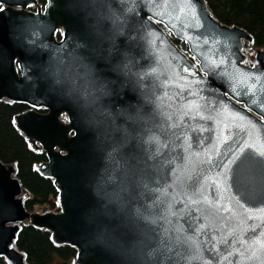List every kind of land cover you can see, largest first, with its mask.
<instances>
[{
  "label": "water",
  "instance_id": "water-1",
  "mask_svg": "<svg viewBox=\"0 0 264 264\" xmlns=\"http://www.w3.org/2000/svg\"><path fill=\"white\" fill-rule=\"evenodd\" d=\"M43 1L0 0V101L27 106L12 123L44 154L33 169L57 210L28 211L0 161V257L27 264L15 239L30 225L70 264H264L251 34L205 0ZM233 154L252 160L225 168Z\"/></svg>",
  "mask_w": 264,
  "mask_h": 264
},
{
  "label": "trees",
  "instance_id": "trees-1",
  "mask_svg": "<svg viewBox=\"0 0 264 264\" xmlns=\"http://www.w3.org/2000/svg\"><path fill=\"white\" fill-rule=\"evenodd\" d=\"M205 1L221 23L244 28L252 36L253 48L264 49V0ZM23 108L19 103L0 101V161L15 165V175L26 192L23 203L28 211H55L56 191L50 179L33 169L34 164L44 160V154L30 148L12 123V115ZM15 246L27 264H70L74 256L73 248L54 246L48 232L30 225H21ZM0 264L7 263L0 257Z\"/></svg>",
  "mask_w": 264,
  "mask_h": 264
},
{
  "label": "snow or ice",
  "instance_id": "snow-or-ice-1",
  "mask_svg": "<svg viewBox=\"0 0 264 264\" xmlns=\"http://www.w3.org/2000/svg\"><path fill=\"white\" fill-rule=\"evenodd\" d=\"M0 11H3V8H0ZM245 147H250V145H247L245 144ZM243 150H241L242 152ZM259 155L261 157H264V151H260L259 152ZM249 160H252V157L248 156V155H244V158L241 159V156L240 155H236V154H233V157L227 162V164L224 166L225 168H228L229 166L231 165H235L236 166V171H238L240 169V167L245 163V161H249ZM255 164L262 170H264V160H256L255 161ZM235 173H234V179H235ZM193 203H198L197 201H193ZM204 203H210L209 201H207V198H205L204 200ZM214 207V205L212 206ZM220 209H216V212H219ZM224 212H228L229 209L227 208H224L223 209ZM201 227L203 228L204 225H201ZM230 235L232 233H229ZM262 236H264V234H262ZM240 243L243 245V241H240ZM254 244H261V241L260 239H257L254 241ZM249 248L252 247V245H248ZM261 247H264V244H261ZM241 255H243V253H241ZM253 255H255V252H253ZM252 257H249V259H251Z\"/></svg>",
  "mask_w": 264,
  "mask_h": 264
},
{
  "label": "flooded vegetation",
  "instance_id": "flooded-vegetation-1",
  "mask_svg": "<svg viewBox=\"0 0 264 264\" xmlns=\"http://www.w3.org/2000/svg\"><path fill=\"white\" fill-rule=\"evenodd\" d=\"M37 1H38V3L41 4V5H42L43 2H44V1H43V2H40L39 0H37ZM28 10H29L30 12H35V11H36V8H35V7H31V8H29ZM41 10H42V9H41ZM56 38H57V39L60 38V32H59V31L56 33ZM19 104H21V103H19ZM22 106L24 107L23 110H24V109H27V106H26V105L22 104ZM38 111L41 112L42 109H41V110L39 109Z\"/></svg>",
  "mask_w": 264,
  "mask_h": 264
},
{
  "label": "rangeland",
  "instance_id": "rangeland-1",
  "mask_svg": "<svg viewBox=\"0 0 264 264\" xmlns=\"http://www.w3.org/2000/svg\"><path fill=\"white\" fill-rule=\"evenodd\" d=\"M257 49H261V50L264 51L263 48H253V49H251V50L246 51L247 56H248V57L252 56V55L254 54V52H255Z\"/></svg>",
  "mask_w": 264,
  "mask_h": 264
},
{
  "label": "built area",
  "instance_id": "built-area-1",
  "mask_svg": "<svg viewBox=\"0 0 264 264\" xmlns=\"http://www.w3.org/2000/svg\"><path fill=\"white\" fill-rule=\"evenodd\" d=\"M250 64V63H249Z\"/></svg>",
  "mask_w": 264,
  "mask_h": 264
}]
</instances>
